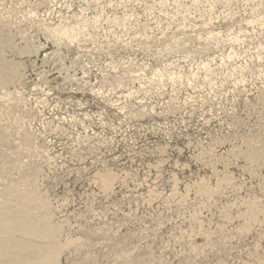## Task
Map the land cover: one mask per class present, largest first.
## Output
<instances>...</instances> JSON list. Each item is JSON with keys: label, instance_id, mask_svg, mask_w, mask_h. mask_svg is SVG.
Instances as JSON below:
<instances>
[{"label": "rangeland", "instance_id": "obj_1", "mask_svg": "<svg viewBox=\"0 0 264 264\" xmlns=\"http://www.w3.org/2000/svg\"><path fill=\"white\" fill-rule=\"evenodd\" d=\"M13 187L59 264H264V0H0Z\"/></svg>", "mask_w": 264, "mask_h": 264}, {"label": "bare ground", "instance_id": "obj_2", "mask_svg": "<svg viewBox=\"0 0 264 264\" xmlns=\"http://www.w3.org/2000/svg\"><path fill=\"white\" fill-rule=\"evenodd\" d=\"M109 180L104 176L105 186ZM12 190L13 200L9 201L14 203L0 202V264H59L62 249L69 242L61 244L57 240V229L46 211H34L47 203L35 193Z\"/></svg>", "mask_w": 264, "mask_h": 264}]
</instances>
